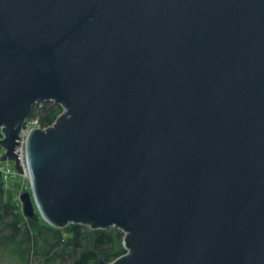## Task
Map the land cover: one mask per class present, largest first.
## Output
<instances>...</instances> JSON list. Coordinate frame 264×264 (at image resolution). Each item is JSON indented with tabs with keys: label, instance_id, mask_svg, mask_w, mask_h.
I'll list each match as a JSON object with an SVG mask.
<instances>
[{
	"label": "water",
	"instance_id": "water-1",
	"mask_svg": "<svg viewBox=\"0 0 264 264\" xmlns=\"http://www.w3.org/2000/svg\"><path fill=\"white\" fill-rule=\"evenodd\" d=\"M46 100L62 111L27 137V216L119 228L106 264H264V0H0L19 172Z\"/></svg>",
	"mask_w": 264,
	"mask_h": 264
},
{
	"label": "rangeland",
	"instance_id": "rangeland-1",
	"mask_svg": "<svg viewBox=\"0 0 264 264\" xmlns=\"http://www.w3.org/2000/svg\"><path fill=\"white\" fill-rule=\"evenodd\" d=\"M46 102V106H50L51 102L54 103L52 100H46L34 104L36 105V113L33 116L38 121L42 113L41 108L45 106ZM0 150L4 153L3 148H0ZM7 161L14 165L12 161ZM8 182L10 189L2 194V202L0 203V212L3 215V219L1 220L0 218V264H48L46 258L49 254L44 253L45 247L48 246L46 242H55L57 244L55 247L67 244L72 250L74 246L72 239L74 237L70 232L72 223H68L62 227H54L41 217L35 205L34 213L31 216H27L18 197L23 192L32 191L31 187L29 189L28 182L21 178L20 175ZM5 207L8 208V211L4 210ZM53 228L56 230L55 233H52ZM90 228L87 225L83 226L81 230L82 235H84L83 232L85 230H90ZM38 229L42 230V236L38 233L34 234ZM107 230L111 232H116V230L121 231L119 228L113 226L107 227ZM26 232H29L31 236L28 239H26ZM86 240L85 236H83L79 242L85 246ZM118 244L121 249H124L122 237L118 240ZM72 262V258L63 254L51 264H71ZM90 263L94 264L95 261L93 260Z\"/></svg>",
	"mask_w": 264,
	"mask_h": 264
},
{
	"label": "trees",
	"instance_id": "trees-1",
	"mask_svg": "<svg viewBox=\"0 0 264 264\" xmlns=\"http://www.w3.org/2000/svg\"><path fill=\"white\" fill-rule=\"evenodd\" d=\"M47 102L45 103V106L41 108V115L39 117V123L41 126H48L52 124L57 117V115L62 111L61 105L54 104L51 102L50 106H46ZM36 105L32 107V110L29 114V116H33L36 113L35 109ZM8 191V190H7ZM3 188V181L0 177V203L2 202V194L4 192H7ZM1 206V205H0ZM5 211H8V208H4ZM2 212H0V218H2ZM39 213V212H38ZM36 216V214H34ZM86 225H81L78 223H72L70 232L73 235L74 238V246L71 250L69 248V245L65 244L60 247H55L57 245L55 242L47 243L48 246L45 247V254H49L46 258L48 261V264L53 263L56 261L60 256L63 254L66 255L69 258L73 259L74 261H79L80 264H91V261H95L94 264L99 262V260H103L104 264L110 262L111 260H114L121 254L125 253L124 249L120 248V245L118 244V240L122 237L123 233L119 230H116V232L108 231L107 228H90V230H85L82 235V227ZM56 230H54L52 233H55ZM39 234L40 236L43 235L42 230L38 229V231L34 234ZM26 239L30 238L29 232H26ZM82 235V236H81ZM85 236L86 245L83 246L80 241V239ZM59 237V236H58ZM76 253V255H75Z\"/></svg>",
	"mask_w": 264,
	"mask_h": 264
},
{
	"label": "built area",
	"instance_id": "built-area-1",
	"mask_svg": "<svg viewBox=\"0 0 264 264\" xmlns=\"http://www.w3.org/2000/svg\"><path fill=\"white\" fill-rule=\"evenodd\" d=\"M35 127H41V128H45L46 126H41L39 121L34 117V116H29L27 117L24 122L23 125L21 127V130L19 132V136H20V142L19 145L16 146L15 148V153H17L19 155V158L22 157L24 155V160L26 163V167L28 169L29 172V165H28V159H27V154H26V141H27V137L30 133V131L35 128ZM1 128V127H0ZM26 134V139L25 141H23V137ZM1 148V147H0ZM3 156V151L0 150V158ZM20 167L22 168V172H19L13 164H10L7 160L4 159H0V177L3 181V188L5 190L10 189V184H9V180H12L13 178L18 177V175L21 176V178H23L24 180H26L29 184V189L31 187V178H29L25 171L23 170V165L20 162V159H18ZM30 174V173H29ZM19 200H20V194H19ZM21 201V200H20ZM22 204V202H21Z\"/></svg>",
	"mask_w": 264,
	"mask_h": 264
},
{
	"label": "bare ground",
	"instance_id": "bare-ground-1",
	"mask_svg": "<svg viewBox=\"0 0 264 264\" xmlns=\"http://www.w3.org/2000/svg\"><path fill=\"white\" fill-rule=\"evenodd\" d=\"M26 134L24 135V139H23V141H25V139H26ZM2 148V147H1ZM24 155L22 156V157H20L19 159H20V162L22 163V165H23V170L25 171V173H26V175L30 178V174H29V172H28V169H27V167H26V163H25V160H24ZM31 190H32V187H31ZM29 193H30V197H31V199H32V201H34V199H33V197H32V191H29ZM36 207V206H35Z\"/></svg>",
	"mask_w": 264,
	"mask_h": 264
}]
</instances>
